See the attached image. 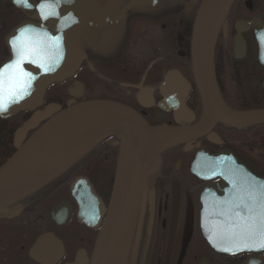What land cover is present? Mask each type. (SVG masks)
I'll use <instances>...</instances> for the list:
<instances>
[{
    "label": "flooded vegetation",
    "instance_id": "1",
    "mask_svg": "<svg viewBox=\"0 0 264 264\" xmlns=\"http://www.w3.org/2000/svg\"><path fill=\"white\" fill-rule=\"evenodd\" d=\"M200 1L27 0L25 6L17 0H0V63L9 56L7 34L14 26L24 23L46 30L62 25L66 40L71 39L82 55L74 75L62 83L50 85L40 106L18 112L13 117L24 122L52 103L65 107L70 100L103 99L134 109L150 125L195 122L200 114V99L191 73L190 40ZM263 12L264 0H235L228 15L226 34L220 31L218 35L224 48L229 45L231 51H226L227 67L223 75L215 67V78L223 100L235 110L264 109V65L258 61L255 32V28L264 26ZM249 22L253 24L245 26ZM112 33L116 34V43L108 47L106 38L113 36ZM236 36L242 39V51L239 48L235 51ZM169 73H178L189 86L184 102L192 120H175L172 112L158 107L163 99L161 87ZM82 76L84 80H99L100 90L104 88L106 94L89 98L85 81L78 80ZM75 83L81 86L80 96L69 93ZM225 85L231 88V93H226ZM238 86L242 89L236 96L234 90ZM46 119L40 118L39 122ZM258 126L238 127L217 122L211 131L218 135L221 143L210 142L207 139L209 131L190 141L188 150L180 143L160 155L159 169L147 179L127 264H264V253L228 255L218 253L206 242L200 227L205 206L202 195L207 185L222 195L225 184L220 178L205 180L201 178L202 173L196 175L190 170V162L198 149L211 153L229 150L254 173L264 177V170L242 153L241 144L232 134L250 132ZM177 150L191 153L186 164L175 157ZM119 153L120 142L108 136L76 161L66 174L22 201L0 209V264H42L29 254L42 235H51L55 242V248L44 257L47 264H88L100 225L91 223L70 185L76 178H87L106 208L110 190L108 193L107 189L101 190L92 173L104 169L114 171ZM81 169L88 173L68 179L71 173ZM57 205L59 208L53 215L52 209ZM195 224L201 244L188 258ZM4 226L23 232L22 243L16 248L8 238L3 241ZM155 230L166 232L162 258L160 253L157 257H149ZM12 248L15 252L10 253Z\"/></svg>",
    "mask_w": 264,
    "mask_h": 264
},
{
    "label": "water",
    "instance_id": "2",
    "mask_svg": "<svg viewBox=\"0 0 264 264\" xmlns=\"http://www.w3.org/2000/svg\"><path fill=\"white\" fill-rule=\"evenodd\" d=\"M233 1L202 0L195 16L191 71L201 100L197 122L150 126L133 109L108 100L79 103L70 100L62 110L57 104L47 105L13 134L15 152L0 166V209L52 181L105 137L115 136L121 143V150L107 208L96 200L86 179L72 183L71 191L89 217L94 221L102 218L88 264H126L147 179L158 170L161 153L201 136L218 120L234 126L264 124V109L238 111L229 108L215 80V41L221 27L226 31L225 19ZM43 29L20 24L6 37L10 56L0 64V68L9 66L0 85L2 119L39 106L47 86L73 75L81 61L82 55L76 51L74 42L66 40L65 29L60 26H51V30L45 29V32ZM257 41L258 61L264 65V31L257 33ZM235 43H238L237 36ZM175 76L169 74L162 86L165 98L158 107L172 112L175 120H192L183 102L186 88L178 91ZM181 80L180 86L183 85ZM69 93L80 96L81 86L75 83ZM53 112L56 113L24 139L40 118ZM215 137L218 138L212 133L208 139L220 143ZM189 146V142L185 143L184 150ZM199 165L206 166L209 173L219 175L226 183L222 195L212 189L203 199L201 228L209 245L224 254L264 251V247L259 246L264 201L250 197L254 187L264 185V178L257 177L228 151L199 152L191 162L192 171L201 170ZM58 208H53L52 214ZM53 239L51 235L40 236L30 256L47 264L44 257L55 248Z\"/></svg>",
    "mask_w": 264,
    "mask_h": 264
},
{
    "label": "rangeland",
    "instance_id": "3",
    "mask_svg": "<svg viewBox=\"0 0 264 264\" xmlns=\"http://www.w3.org/2000/svg\"><path fill=\"white\" fill-rule=\"evenodd\" d=\"M240 11L245 12V10L242 8L240 9ZM239 12V11H238ZM171 44V43H170ZM222 45V47H221ZM225 45H223L221 38L217 39L216 42V48H215V52H214V56H215V67L218 68V70H220V72L223 75V70H225V68L227 67L226 65V58H227V52L231 51L230 46L228 45L227 48H224ZM227 51V52H226ZM220 52V54H219ZM218 56V57H217ZM1 58V55H0ZM85 78V76H82V79L79 78V82L83 81ZM85 84L87 85V89H86V94L89 96V98L95 97V96H99L106 94V91H104L103 89H101L100 85L101 82L99 80H95V79H90L88 80V78H86L85 80ZM105 86V84H104ZM226 86V85H225ZM227 86H230L229 84H227ZM226 86V93L229 94L230 92V87ZM239 87V86H238ZM241 89L242 87L237 88V90H234L236 96L241 94ZM200 113H201V102H200ZM166 119V118H165ZM17 118L16 117H12L11 119L6 120L7 122H5L4 127L8 126V128L13 125L16 122ZM13 127V126H12ZM234 134V139L237 143L241 144L240 146L242 147V153L246 154V156L250 157V161H252L257 168H260L261 170H264V124L260 125L256 128H253L250 132H234L232 133ZM227 136V135H226ZM1 137V136H0ZM243 140L246 141V143L243 142ZM5 144V140L3 142H1V145ZM1 155L2 153L0 152V159H1ZM191 153L189 154L188 152L185 151H180L177 150L176 151V155L175 157H177V159L182 160L181 162H183L184 164H186L188 157H190ZM175 161H172V164H174ZM185 168V167H184ZM108 170L104 169V170H100L97 172H89L92 173V175L94 176L93 178L95 179L96 183L98 184V187H100L101 190H103L104 192L106 191L107 187H108ZM84 173H88L85 170L81 169V170H75L73 173H71L68 176V179L71 180L72 178H74L76 175H80V174H84ZM170 188V186H168V189ZM107 192V191H106ZM168 214V212L166 213V215ZM159 227V225H158ZM9 228V229H8ZM194 233L192 235V244L190 246V248L188 249V258H191V255L195 252V250L198 248V244L200 243V236H199V232L197 229V226L195 224L194 226ZM2 235H3V241H6V239L8 238V242L12 243V246L16 248V245L21 244L22 242V234L23 232L20 231L16 232L14 230H11L10 227L8 226H4ZM16 232V234H15ZM156 232V230H155ZM15 234V235H14ZM160 234V237H158ZM14 235V236H13ZM165 237H166V232L164 230H157L156 232V236L154 235V240H153V247L150 253V258L153 257H157L160 253V258L163 257V249H164V242H165ZM162 250V251H161ZM15 252V249L12 248V251H10V253ZM162 252V253H161Z\"/></svg>",
    "mask_w": 264,
    "mask_h": 264
},
{
    "label": "trees",
    "instance_id": "4",
    "mask_svg": "<svg viewBox=\"0 0 264 264\" xmlns=\"http://www.w3.org/2000/svg\"><path fill=\"white\" fill-rule=\"evenodd\" d=\"M5 122L7 121L0 119V152L2 153L0 165L14 152V147L12 145V136L15 129L21 124V121H16L13 125L8 128V126L4 127ZM4 140L5 144L1 145V142H3ZM108 174L109 183L107 187V193L109 192L111 187L114 171H109Z\"/></svg>",
    "mask_w": 264,
    "mask_h": 264
},
{
    "label": "snow or ice",
    "instance_id": "5",
    "mask_svg": "<svg viewBox=\"0 0 264 264\" xmlns=\"http://www.w3.org/2000/svg\"><path fill=\"white\" fill-rule=\"evenodd\" d=\"M17 3H23L25 6H27V0H17ZM9 66L5 65L3 68H0V85L3 83V75L5 72V69H7ZM3 105H0V109H2ZM250 197L252 199H256L259 197L262 201H264V185L254 187L252 192L250 193ZM261 232H262V239L260 243V247H264V208H262V216H261Z\"/></svg>",
    "mask_w": 264,
    "mask_h": 264
},
{
    "label": "bare ground",
    "instance_id": "6",
    "mask_svg": "<svg viewBox=\"0 0 264 264\" xmlns=\"http://www.w3.org/2000/svg\"><path fill=\"white\" fill-rule=\"evenodd\" d=\"M115 35L113 34V36H108L106 38V44L109 45L108 47H114L115 46V43H116Z\"/></svg>",
    "mask_w": 264,
    "mask_h": 264
}]
</instances>
